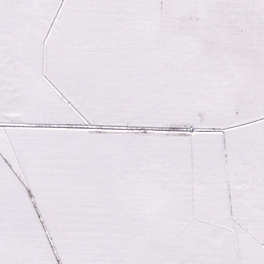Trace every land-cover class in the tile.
<instances>
[{
  "label": "snow or ice",
  "instance_id": "obj_1",
  "mask_svg": "<svg viewBox=\"0 0 264 264\" xmlns=\"http://www.w3.org/2000/svg\"><path fill=\"white\" fill-rule=\"evenodd\" d=\"M0 264H264V0H0Z\"/></svg>",
  "mask_w": 264,
  "mask_h": 264
}]
</instances>
